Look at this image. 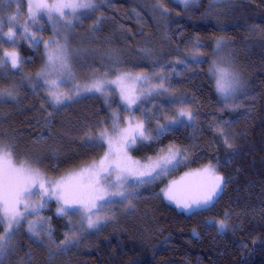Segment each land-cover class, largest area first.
Instances as JSON below:
<instances>
[{
    "label": "trees",
    "instance_id": "obj_1",
    "mask_svg": "<svg viewBox=\"0 0 264 264\" xmlns=\"http://www.w3.org/2000/svg\"><path fill=\"white\" fill-rule=\"evenodd\" d=\"M91 2L93 8L77 11L79 19L41 14L33 22L23 0H2L0 54L16 49L20 67L37 74L44 72L45 42L54 40L48 48L55 52L68 42L79 58L74 80L98 72H152L163 88L152 98L144 126L151 128L184 96L195 118L158 139L137 141L129 153L143 161L175 146L182 155L172 175L210 162L224 178L222 190L210 206L186 214L162 197L165 179L133 184L134 195L116 202L110 219L90 234L76 213L58 214L48 201L34 231L22 220L3 264H264V0ZM9 28L14 42L5 35ZM220 57L240 83L227 99L217 95L208 73ZM30 78L17 101H0V144L11 146L15 163L49 175L96 160L105 144L89 146V136L134 121L146 103L113 119L114 94L83 96L57 109L48 100L55 92L50 89L60 87L41 89L40 78ZM222 220L228 225L223 230Z\"/></svg>",
    "mask_w": 264,
    "mask_h": 264
},
{
    "label": "snow or ice",
    "instance_id": "obj_2",
    "mask_svg": "<svg viewBox=\"0 0 264 264\" xmlns=\"http://www.w3.org/2000/svg\"><path fill=\"white\" fill-rule=\"evenodd\" d=\"M179 2L188 5L193 3L194 0H179ZM0 3H2V0H0ZM211 6L212 4H210ZM93 7L94 5L91 0H52V2H48V0H27V16L28 21L33 22L41 13L46 14L49 19H63L68 14H71L75 19H79L76 16L78 10ZM19 11L20 8L18 5L16 12L19 13ZM9 19L15 21L17 16L13 14ZM0 24H2V21H0ZM65 27L71 28L72 21H67ZM23 32L28 34V28L24 27ZM5 35L9 41L14 42L13 38L16 33L11 28H9V31ZM30 38L33 43L39 44V40L34 35H31ZM65 40H67V37H65ZM53 43H56V41H46L45 47L47 48ZM70 59L71 53H69L67 45H58L55 52L48 54V66L52 69H57V66H59L60 69L68 70ZM9 61L13 69L20 67L21 60L17 52L6 51L4 53V59H0V67L6 66ZM212 71L218 77L217 90L225 93L226 98H231V95L237 90L238 82L236 76L227 70L214 68ZM48 74L46 71L42 74L38 73V76L43 75L45 77V84L55 85L56 81H49L46 78ZM126 76L127 74L111 81H97L85 90L89 92H103L106 84L122 85ZM225 76L229 78L227 88L222 83ZM142 78L144 77L137 76L136 80ZM159 88H163V83L159 85ZM13 91L14 89L0 91V97L14 98ZM49 94L52 96L55 104H62L64 100L74 98L64 96L62 99L63 94L56 92H50ZM121 95L129 105L136 102L135 98H131L125 94L123 87L121 88ZM182 117L189 121L195 118L191 110L182 108L170 122V125L182 123ZM115 130L116 125H114ZM170 130L169 125H160L154 133H149L145 129L144 121H141L134 126L129 122L128 127L120 129L116 137L109 136L107 130L100 132L95 138L89 136V146H100V142H106L108 144V151L99 162L93 161L89 166L82 168L76 173L74 178L75 182H71V180H42L39 171L28 166L27 162L17 167L14 162V152L9 150L11 146L0 144V228H3V233L0 234V264H3V257L12 247L13 237L21 225L22 220L28 214L38 213V210L43 208L47 203L45 197L51 198L55 196L61 204V207L58 209V214L74 215L81 208L85 209L88 228H95L101 221L98 216L96 219H93L91 213L93 209L103 207L99 204L100 201L106 200L109 196H118L122 200H125L134 195V191H129L128 188H125L130 177H136L137 183H148L149 180L147 178H155L153 173L159 176L167 172L169 166L179 162L176 157L182 155V152L174 146L169 147L167 156L158 158L155 163L147 166L143 171L132 166L126 149L136 144L137 141L143 142L158 139ZM114 141L119 147H114ZM113 173H115V183L110 180L107 184L102 183V181L107 180ZM203 173L208 179L201 194L193 200V204L197 207L213 202L214 197L221 189V184L224 179L216 175L211 166L205 168ZM46 185L51 186L46 187ZM37 186L40 192L41 202L38 206H32L27 202V198L33 195V189L37 188ZM128 187L132 188L133 186L129 185ZM111 189H115V191ZM166 195L169 200L175 199L171 189H169ZM177 203L179 205L180 202L177 201ZM184 207H190V205L185 204ZM227 227L228 225L223 220L220 221L219 228L221 230ZM29 229L33 230L31 223L29 224Z\"/></svg>",
    "mask_w": 264,
    "mask_h": 264
},
{
    "label": "rangeland",
    "instance_id": "obj_3",
    "mask_svg": "<svg viewBox=\"0 0 264 264\" xmlns=\"http://www.w3.org/2000/svg\"><path fill=\"white\" fill-rule=\"evenodd\" d=\"M173 1H175L176 3H178L181 6H188V5L192 4V3H190L188 5H185L181 2H179V0H173ZM196 1L197 0H194V2H196ZM23 2L26 5V10H27V0H23ZM48 2H52V0H48ZM41 14H44V13H41ZM41 14H39V15H41ZM65 44L67 45L69 53H71V59L69 61L70 66H69V69L67 71H65V69H60L59 66H57V69H52L51 67H49L48 66V54L50 52H54L53 50H55V49H51V48L47 47L44 50L45 51L44 72L47 71L49 73L46 77L49 81H56L55 85L45 84L44 83L45 77L43 75L38 76V73L35 74L36 70H33V72H31L30 70H27V69H24L21 67H19L18 69H13L11 67L10 61L6 64V66L0 67V91H6L9 89H14V91H13L14 98L0 97V101H3L4 99H8L12 102L17 101L21 92H22L23 83H26L27 85H29L31 82L30 76L32 78H34V76H35L36 78H38V77L40 78L39 82H43V85H41L39 88L42 89V87H43L45 89V88H51L53 86H59L60 88L53 87L50 90H54L58 94H63L61 97L62 99L64 98V96L74 97L73 99L64 100V102L62 104H55L52 96L50 95L49 100H48L49 103L47 101L46 102L54 108L59 109L63 105H66L67 103L69 104L72 101H74L80 97H83V96H89V95L106 96L109 94H112V95L114 94L116 99H117L118 105L115 109H113L110 112V118L111 119L116 117L118 112L124 111V110H130L129 108L133 107L138 102L144 100V102L146 101V103L141 107L139 112L135 115L136 118L131 123L134 126L136 123L145 120L146 113L148 112L149 106L151 105V100L155 96V94H157L159 92L158 91L159 86L157 85V83H158L157 77H153L152 72L148 73V72H140V71H125V70L117 71V72H114L113 74H110L108 72H98V73L87 75L80 80H74L77 77L76 68L81 63L78 62L79 58L77 59L75 55L72 56V54H73L72 49L73 48L69 47L68 42L59 43L58 45H65ZM57 47L58 46H56V48ZM6 51L7 52H12V51L17 52V50L14 48L13 49H5L1 52L0 59H4V53ZM230 66H231L230 62L228 63V61L226 59L224 60L222 57H220L218 60L211 61L210 65H209V72H208L209 77L212 80L215 92L217 93V95L221 99H227V98H226L225 93H222V92L217 90V78L218 77L216 74H214V72L212 70L214 68L221 69V70H227L228 72H231L235 75V73H234L235 70L232 69ZM44 72L40 71V74H42ZM125 74H127V76L125 77L122 85H120V84H106L103 92H95V91L89 92V91L85 90L87 87H91L97 81L116 80L117 77L125 76ZM137 76H142L144 78H142L140 80H136ZM237 82H238V80H237ZM222 83L224 84L225 88H227V86L229 84V78L227 76H225L222 80ZM122 87L124 88L125 94L127 96H129L131 98H135L136 102L134 104L129 105L126 102V100L123 98V96L121 95V88ZM239 89H240V83L239 84L237 83V90L235 91V93H237L239 91ZM29 92H32V91H29ZM27 94H29V93H27ZM46 94H47V92H46ZM233 95H231V97ZM184 97L176 99L175 100L176 105L174 104L173 108L166 115H164L162 113V116H160L159 122H157V123L153 122L151 128L147 129L145 127V129L149 133H154L155 130L160 125H169L170 128H175V127H177L183 123L190 122L186 118L182 117L181 118L182 123L176 124V125H170V122L175 118L176 114L179 112L180 109L183 108L186 110H191L189 108L190 107L189 104H187ZM120 117L125 119V118H127V114L126 113L122 114ZM128 124L129 123H127L124 126H120L119 128L116 129V131H114L108 135L112 136V137H116L117 132L120 129L128 127ZM104 144H105V149H104L103 153L101 154V156H99L96 160H93V161L99 162V160L108 151V144L106 142H104ZM114 147H119V145L116 144L115 141H114ZM130 147H128L126 149V152H127V156L130 158V162L132 163V166L134 168H138L141 171H143L147 166L155 163L158 158L163 157V156H167L168 155V149H169V147H172V146L165 148L157 156L150 157V158L143 160V161L138 160V159L131 156V154L129 153ZM175 148L178 149L177 147H175ZM176 159L178 161H180L179 156H177ZM93 161L82 164L77 168L67 170L64 173H61L59 175H49V174L43 172L42 170H38L36 168H33V169L38 170L40 173V178L42 180H45V181H61V180L69 181V180H71V182H75V180H74L75 174L78 173L82 168L89 166ZM15 164L17 167H19L22 163H15ZM179 165H180L179 162L175 163L174 165L169 166L167 172L162 173L159 176H156L155 173H153V176L155 178L154 179L153 178H147V179L149 181H152V180L157 181V180L165 179V183L161 187L160 193H161L162 197L164 198V200L168 204H170L171 206H173L175 209H177L180 212H184L186 214H189V213H193L195 211H198V210H201L203 208L210 206L215 201V199L219 196V194L222 190V184H221V189L218 191L217 195L214 197L212 203H210L208 205H200L199 207H197L195 204H193V200L196 199L201 194V192L203 191L204 186L207 182L208 177L203 173V170L205 168L211 166L215 171L213 164L208 162V163H205V164H203L197 168H191V169L183 170V171L178 172L176 175H172V172L174 170H176ZM215 174L218 175L216 173V171H215ZM109 180L112 181L113 183H115V173H113L110 177H108L107 180L102 181V183L107 184L109 182ZM133 184H138L136 177H130L128 179V184L125 185V188H128V190H129L128 186L133 185ZM50 186L51 185H46V187H50ZM169 189L172 190V195L175 197V199H173V200H169L167 195H166V193H168ZM111 190L115 191V189H111ZM45 199L47 200V202L48 201H54L55 202V204L57 205L55 210L58 213V209L61 207V204L57 201L55 196H52L51 198L45 197ZM120 199H122V198L118 197V196H109L106 200L99 202V204H101L103 207L99 208V209H93V212L91 213V215L93 216V219H96V217L98 216L100 221H101V223L95 228H88L85 209L81 208L79 211L75 212L78 215V219L81 221L82 226L85 228V232L87 234H90L92 232H95L99 227H101L103 224H105L111 217L110 216L111 211H114L115 203L120 201ZM177 201L180 202L179 205H178ZM27 202L32 206H38V204L41 202V197H40V192L38 190V186H37V188L33 189V195L27 198ZM185 204L190 205V207H184ZM41 209H39L38 212ZM21 210H23V209H21ZM39 220H40V213L28 214L27 217L25 218L26 228L29 229L30 223L34 226V224L39 222ZM33 230H34V228H33ZM33 230L29 229V231H33Z\"/></svg>",
    "mask_w": 264,
    "mask_h": 264
}]
</instances>
